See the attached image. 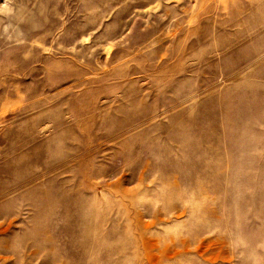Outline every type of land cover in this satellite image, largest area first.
Here are the masks:
<instances>
[{"label":"rangeland","instance_id":"rangeland-1","mask_svg":"<svg viewBox=\"0 0 264 264\" xmlns=\"http://www.w3.org/2000/svg\"><path fill=\"white\" fill-rule=\"evenodd\" d=\"M0 264H264V0H0Z\"/></svg>","mask_w":264,"mask_h":264}]
</instances>
